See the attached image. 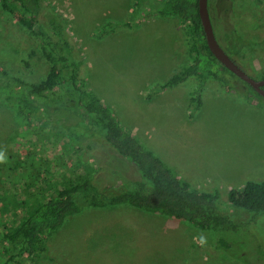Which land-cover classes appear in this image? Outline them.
I'll list each match as a JSON object with an SVG mask.
<instances>
[{
  "label": "rangeland",
  "instance_id": "1",
  "mask_svg": "<svg viewBox=\"0 0 264 264\" xmlns=\"http://www.w3.org/2000/svg\"><path fill=\"white\" fill-rule=\"evenodd\" d=\"M156 1L42 4L72 40L87 89L176 177L198 191L217 190L220 211L234 227L201 229L129 206H82L57 230L43 233L31 256L8 264H264V215L246 222L244 210L221 199L229 188L264 180V103L227 71L222 82L198 80L188 66L185 23L155 14ZM207 11L230 59L253 79L264 76V0H207ZM0 66L27 82L46 72L29 33L1 8ZM172 77L174 84L162 88ZM62 91L55 88L51 97ZM195 95L197 107L190 100ZM72 110L64 98L50 100L22 128L14 109L0 103V264L2 233L22 220L33 194L50 193L76 172L92 173L111 190L121 188L123 176L137 174L99 140L89 142L82 124L90 116Z\"/></svg>",
  "mask_w": 264,
  "mask_h": 264
},
{
  "label": "trees",
  "instance_id": "2",
  "mask_svg": "<svg viewBox=\"0 0 264 264\" xmlns=\"http://www.w3.org/2000/svg\"><path fill=\"white\" fill-rule=\"evenodd\" d=\"M0 8L29 33L46 66L44 76L36 82H27L8 74L0 66V103L13 108L15 116L22 119V128H26L32 120H36L34 110L37 111L41 104L64 98L72 111L82 109L90 116L91 121L82 124V132L89 142L99 140L105 151L125 158L137 173L123 176L122 186L126 185L125 188L121 186L118 190H111L97 183L92 173H75L73 166L70 170L71 175L75 173L71 176L73 178H67L62 186L53 188L48 194H33L25 204L22 220L2 233L1 252L5 264L15 263L21 255L31 256L43 233L57 230L67 216L78 213L82 206H129L184 220L201 229L234 227L229 216L220 211L217 190L198 191L176 177L87 89L82 59L74 61L72 40L59 20L44 9L42 0H0ZM226 10L227 7H224L218 16L219 22L223 20ZM154 13L173 16L185 23L188 66L198 71L197 79L204 81L211 78L222 82V72L229 71L216 61L206 46L197 13V0H157ZM213 32L219 43L216 32ZM22 60L25 65L28 64ZM260 79H264V76ZM174 80V77L168 79L161 87L174 84ZM55 88H61L62 94L51 97ZM250 89L252 97L264 103L261 96ZM190 100L195 107L200 103L198 95L191 96ZM18 132L20 130L16 135ZM87 147L92 149L90 144ZM29 161L32 159L29 158ZM29 163L34 166L32 162ZM61 165L68 166L65 162ZM92 169L95 170V167ZM221 199L234 208L244 210L249 216L246 222L252 221L264 215V180L246 181L240 189L229 188Z\"/></svg>",
  "mask_w": 264,
  "mask_h": 264
},
{
  "label": "water",
  "instance_id": "3",
  "mask_svg": "<svg viewBox=\"0 0 264 264\" xmlns=\"http://www.w3.org/2000/svg\"><path fill=\"white\" fill-rule=\"evenodd\" d=\"M197 13L206 46L216 61L249 85L264 100V79H253L234 63L217 42L207 11V0H197Z\"/></svg>",
  "mask_w": 264,
  "mask_h": 264
},
{
  "label": "clouds",
  "instance_id": "4",
  "mask_svg": "<svg viewBox=\"0 0 264 264\" xmlns=\"http://www.w3.org/2000/svg\"><path fill=\"white\" fill-rule=\"evenodd\" d=\"M2 156H0V161H2ZM207 241H206V238L204 237V236H201L200 237V244H201V246H203L205 243H206Z\"/></svg>",
  "mask_w": 264,
  "mask_h": 264
}]
</instances>
